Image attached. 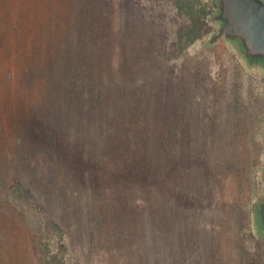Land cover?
<instances>
[{
    "label": "rangeland",
    "instance_id": "374dc122",
    "mask_svg": "<svg viewBox=\"0 0 264 264\" xmlns=\"http://www.w3.org/2000/svg\"><path fill=\"white\" fill-rule=\"evenodd\" d=\"M39 1L0 0V38L10 31L13 48L10 56L0 58V176L5 180V185L0 183L1 193L21 180L34 201L53 213L49 203L58 184L60 214L53 215L63 228L66 247L61 255L66 264H264V239L252 210L264 189V67L248 64L228 39L210 41L217 29L211 20L215 9L207 15L202 36L155 73L167 77L154 79L151 61L161 60L154 55L164 46L170 50L185 22L175 0H106L109 49L115 59L118 43L125 44L122 60L129 68L121 85L126 103L141 105L143 118L160 120L165 128L160 126L154 134L177 138L175 154L187 157L185 170L178 169L170 181L161 179L158 189L169 196L166 201L157 199L153 203L157 213L147 216L148 204L139 196L138 172L131 173L137 180L135 190L124 180L116 183L105 175L108 170L114 173V165L107 161L106 142L97 147L96 122L87 112L95 105L99 78L111 76L110 54L93 45L77 52L76 68L71 61L59 63L58 58L72 54L65 45L57 51L59 25L52 16L64 3ZM203 1L210 6L213 0ZM38 27L45 29L44 40L39 34L36 38ZM18 44L28 54L25 59L14 57ZM135 61L138 69L133 71ZM7 67L13 77L10 81L3 74ZM138 73L140 79L135 82ZM76 75L79 86L67 82ZM65 83L70 84L65 91L73 102L79 96L84 111L81 129L85 131L78 138L71 122L65 133V125L53 133L45 130L42 98L54 92L58 100ZM133 129L130 135L137 148L146 132L135 125ZM49 160L57 168L54 173ZM67 165L70 176H66ZM176 166L177 171L180 166ZM74 183H81V199L70 203ZM116 185L121 192L118 197L113 193ZM9 202L0 196L5 205L0 209V264H37L32 247L43 248L32 240L36 218L32 212L21 218Z\"/></svg>",
    "mask_w": 264,
    "mask_h": 264
},
{
    "label": "trees",
    "instance_id": "16d2710c",
    "mask_svg": "<svg viewBox=\"0 0 264 264\" xmlns=\"http://www.w3.org/2000/svg\"><path fill=\"white\" fill-rule=\"evenodd\" d=\"M59 1H62L64 6L62 9H59L60 11L58 14L52 16V18H57L56 24L59 25V31L57 34L61 41L58 42L59 47H57V51L59 53L64 50L63 47L65 45V49L71 51L72 54L68 57L63 55L65 59L61 60L58 58L57 61H59V63L61 62L62 65L63 61H71L73 63L69 64L76 68L78 66L77 52H80V50L86 51V49H89L93 45L98 49L102 47L104 53L110 54V58H112V61L110 60V63L107 64L108 67H110L109 74L111 76H108L107 80L104 76H102V79L98 76V78L100 77L98 81L100 87L96 90V98L94 99L95 105L90 107L87 111L88 113H91V120H95L96 122L95 127L98 135L97 147L104 146V143L106 142V148L109 153L107 161L114 165V173L106 169L108 171H106L105 175L113 177L117 180L116 183L120 180H124L123 182L125 184H128L130 188L135 190L137 180L132 177V174L138 172L140 174L139 196L148 204L146 206L147 216H154V214L157 213V209L155 207L156 204L153 206V203L155 201L156 203L157 201L159 202V200H157L159 198L166 201L165 198L169 196L168 192H165L164 190L159 191V182L161 179L170 181L175 175L179 174L177 173L178 169L185 170L187 157L183 154H175L173 147L175 142H178L177 138L175 139L173 137L165 136L158 138L156 134H154L155 130L159 129L160 126L165 128L161 125L160 120L145 119L143 118L144 109L141 105H128L126 103L127 96H124V86L121 85L122 80L126 78L125 74L128 73L129 68L125 64L124 59L122 60V52L125 48V44H122L121 42L118 43V55L117 59H115V52L109 49V45L111 44V32L110 24L107 23V18L110 14L108 10V2L106 3V0ZM39 3H45V0H40ZM175 3L178 8V14L185 18V22L179 27L177 37L172 42L170 50L166 51L168 49H165L164 46V49L154 55L161 58V60H152V58H150L152 60L151 65L155 70L154 79L159 75L165 76L163 72L161 74H155L156 72L161 71L160 65L179 56L190 44L202 36L207 22V15L208 13H213L216 8V0L210 1V6L203 0H175ZM208 6L212 8V11ZM139 27L140 24H137V31L135 32L136 42H138V36L141 34L138 31ZM46 29H48V26ZM38 34L44 37L43 40L45 39V29L38 27L35 34L36 38ZM9 35L10 31L2 33L1 35L2 37L0 39L2 40L3 37L5 39H3L4 43H1L0 58L8 57L13 52L12 44L8 40ZM38 46H40V44H38L37 47ZM14 48L15 50L17 49V53H14L15 59L18 60L21 57L25 59V57L28 56L27 52L22 50L20 45L15 46ZM156 50L157 48H154V51ZM136 57L139 60L138 53L136 54ZM87 64V66H90L91 64L89 59H87ZM86 65L84 67L87 68ZM42 68L45 69V63ZM131 68H134L133 71L138 69L137 61H135ZM10 70V67H7L3 72L5 78L7 77L8 79L7 81H10L13 78L10 75ZM23 78L26 79L24 75ZM63 79L64 77L61 78V80ZM139 79L140 75L138 73L135 75L134 80L135 82H138ZM161 80L165 82V79L162 78ZM79 81V76L77 75L75 76L74 81L67 79V82H74L73 84L76 86H79ZM26 82L29 84L27 79ZM68 87H70V84L65 83L58 100L54 99V92L45 93L46 95L42 98V103L45 109V119L47 118V120H45V130L48 133H53V131H57L58 126L65 125L62 129L63 133H65L66 127H68L71 122L73 128L72 131H74L78 138L79 132L85 131L81 129L83 123L81 117L83 114L82 112L84 111L79 104V96H76V101L73 102V99L70 98V93L65 91ZM76 88L77 87H75V89ZM90 122L93 123V121ZM134 125L136 129L146 132L144 136H141L139 140L140 144L137 148L133 147L132 137L130 135L134 132ZM148 132H150V134ZM50 137L53 138V135H50ZM86 138L87 140H91L87 135ZM102 155L104 156V154ZM137 159L139 160L138 169L135 166L137 165ZM49 166L53 168L51 173L57 171V168L53 162H50V160ZM175 166L176 168L180 166L177 168V171ZM65 169L66 172L68 171L66 176H70L69 165H67ZM125 173H127L128 177L125 176L122 178L121 175ZM179 178H183V176H180ZM71 182L72 180L67 179L68 184H71ZM0 183L5 185V180L2 179L1 176ZM80 184L74 183L73 188L75 189L72 193L68 194V202L71 203V201L75 202L77 199H81L79 194V188H81ZM6 189L7 192H5V194L0 191V196L3 195L7 201L10 199L9 206L10 208H13V211L17 212L21 218L25 217V212H32L36 218L32 240L35 245L38 243L43 248L41 251H37L32 247L34 253L37 254V264H66L61 255L66 247L63 241V228L59 219L53 215V213L56 216H59L60 214V207L58 204L62 197H60L61 188L58 184L55 183L54 188L52 189L53 194H55V199L49 203V205L55 209L53 210V213L50 212V208L48 209L45 207L44 210L40 204H37V202L34 201L35 197L33 193L24 187L21 180L13 181V183L9 184ZM115 189L116 191L113 192L114 195L116 197L120 196L121 192L117 185L115 186ZM65 190L66 189L63 190V196H66ZM5 205L1 204L0 209H5ZM36 238L37 242L35 241ZM262 238L264 239V237ZM61 248H63V250Z\"/></svg>",
    "mask_w": 264,
    "mask_h": 264
},
{
    "label": "water",
    "instance_id": "95a60500",
    "mask_svg": "<svg viewBox=\"0 0 264 264\" xmlns=\"http://www.w3.org/2000/svg\"><path fill=\"white\" fill-rule=\"evenodd\" d=\"M211 20L217 29L210 41L228 39L248 64L264 67V0H216ZM252 210L256 229L264 237V189Z\"/></svg>",
    "mask_w": 264,
    "mask_h": 264
}]
</instances>
